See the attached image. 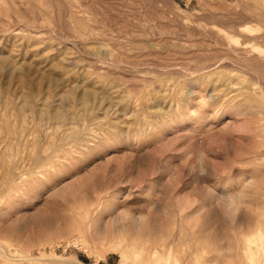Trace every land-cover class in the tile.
Masks as SVG:
<instances>
[{
  "label": "rangeland",
  "instance_id": "374dc122",
  "mask_svg": "<svg viewBox=\"0 0 264 264\" xmlns=\"http://www.w3.org/2000/svg\"><path fill=\"white\" fill-rule=\"evenodd\" d=\"M0 264H264V0H0Z\"/></svg>",
  "mask_w": 264,
  "mask_h": 264
}]
</instances>
